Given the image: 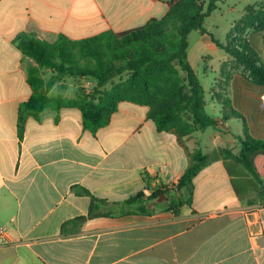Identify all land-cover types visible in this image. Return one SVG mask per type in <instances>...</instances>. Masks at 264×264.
<instances>
[{
    "label": "crops",
    "instance_id": "1",
    "mask_svg": "<svg viewBox=\"0 0 264 264\" xmlns=\"http://www.w3.org/2000/svg\"><path fill=\"white\" fill-rule=\"evenodd\" d=\"M168 1L0 0V229L7 236L0 264H264V151L254 157L260 188L245 195L232 166L241 164L227 154L198 173L191 194L175 188L195 150L239 156L247 137L264 143V87L239 75L216 78L210 99L205 92L216 127L183 143L174 130L157 131L148 107L128 102L95 133L78 108L62 102L21 123V105L33 95V61L20 37L54 44L118 34L163 18ZM255 47L264 62L263 36ZM42 76L49 82L53 71ZM66 78L50 96L76 99L81 86L67 98ZM230 127H245L248 136ZM160 184L171 197L186 193L190 205L170 209L163 195L150 201ZM141 192L145 212L124 206Z\"/></svg>",
    "mask_w": 264,
    "mask_h": 264
},
{
    "label": "trees",
    "instance_id": "2",
    "mask_svg": "<svg viewBox=\"0 0 264 264\" xmlns=\"http://www.w3.org/2000/svg\"><path fill=\"white\" fill-rule=\"evenodd\" d=\"M220 2L169 0V11L159 20L153 19L137 29L118 34L109 32L85 41L61 37L57 43L50 44L33 36L20 37L19 48L33 61L27 67L33 95L21 105V123L28 116L38 117L52 103L62 102L65 106L78 108L84 126L95 133L110 124L121 103L128 102L148 107V118L157 131L174 130L181 143L194 133L215 128L217 122L206 112L205 90L189 62L188 37L194 31L207 34L205 21ZM257 33L264 34V3L260 7L248 6L244 16L229 31L226 45L217 44L232 58L231 71L226 68L229 63H224L225 77L239 75L264 87V62L252 42V36ZM43 70L53 71L49 82L44 81ZM68 76L91 79L95 82L93 91L85 94L79 87L76 99L66 101L50 96L56 83ZM117 79L120 82L115 84ZM242 144L239 156H233L225 149L210 155L201 149L195 150L190 166L175 185L176 191L186 190L191 194L198 173L226 154L243 165L253 177L260 178L254 157L264 151V143L247 137ZM144 195L145 192H141L124 202V206H136V211L145 212L141 200ZM162 195L167 197L170 209L190 205L188 199L171 197V190L162 184L150 196V201L155 202Z\"/></svg>",
    "mask_w": 264,
    "mask_h": 264
},
{
    "label": "rangeland",
    "instance_id": "3",
    "mask_svg": "<svg viewBox=\"0 0 264 264\" xmlns=\"http://www.w3.org/2000/svg\"><path fill=\"white\" fill-rule=\"evenodd\" d=\"M263 3L264 0H221L217 6V10L214 11L205 21L204 28L207 34L202 35L200 32L194 31L189 35V62L192 68L195 70L198 79L206 92L207 99H210V87H215V79L225 77L223 73V69L225 68L224 63H229V66H226L227 69L230 71L233 69L231 67L232 58L225 50L218 46L217 43L226 45L229 31L231 30L232 26L238 23V21L244 16L246 12L245 8H247L249 5L260 7ZM258 36L264 37V34L257 33L256 35L252 36V42L255 46H257L258 43ZM81 79H86L89 81L91 80L88 78H78L72 76H68L66 78V82L69 86V90L65 93L67 98L74 97V95L77 93V86L82 87L84 83L77 82V80ZM119 82L120 80L118 79L114 81L115 84ZM107 88L110 89L111 84L108 85ZM82 89L85 94L87 91H90L89 93L93 91L92 88L87 87H82ZM54 95L57 96V93H54ZM207 112H210V110L208 109ZM226 113L224 112L223 114H226L228 118H231V121L234 124L241 126V122L234 118L233 111L231 112L227 109ZM230 128L231 133L234 136L241 134L244 138L247 135L243 134L245 127ZM238 149H242L240 144L238 145ZM233 165L236 169V172L238 173L235 176V181L243 188L242 194L245 195L249 190L253 191L255 188H260V183L253 177V175L246 171L241 165L232 164V166ZM183 198H187L186 193L183 194ZM165 200L163 199V201Z\"/></svg>",
    "mask_w": 264,
    "mask_h": 264
},
{
    "label": "built area",
    "instance_id": "4",
    "mask_svg": "<svg viewBox=\"0 0 264 264\" xmlns=\"http://www.w3.org/2000/svg\"><path fill=\"white\" fill-rule=\"evenodd\" d=\"M262 100L264 102V93L262 95ZM0 241H2V242H6L7 241V236H6V233H5L4 229H0Z\"/></svg>",
    "mask_w": 264,
    "mask_h": 264
},
{
    "label": "water",
    "instance_id": "5",
    "mask_svg": "<svg viewBox=\"0 0 264 264\" xmlns=\"http://www.w3.org/2000/svg\"><path fill=\"white\" fill-rule=\"evenodd\" d=\"M165 197V195H163Z\"/></svg>",
    "mask_w": 264,
    "mask_h": 264
}]
</instances>
